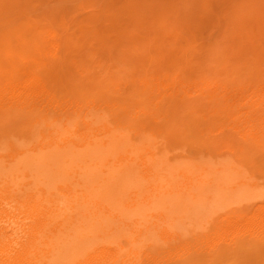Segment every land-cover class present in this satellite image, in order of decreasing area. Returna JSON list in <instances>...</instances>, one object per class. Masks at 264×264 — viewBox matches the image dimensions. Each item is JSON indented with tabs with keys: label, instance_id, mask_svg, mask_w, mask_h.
<instances>
[{
	"label": "bare ground",
	"instance_id": "bare-ground-1",
	"mask_svg": "<svg viewBox=\"0 0 264 264\" xmlns=\"http://www.w3.org/2000/svg\"><path fill=\"white\" fill-rule=\"evenodd\" d=\"M47 1L0 0V264H264V44L213 59L264 0L157 5L136 43L111 1Z\"/></svg>",
	"mask_w": 264,
	"mask_h": 264
},
{
	"label": "rangeland",
	"instance_id": "rangeland-1",
	"mask_svg": "<svg viewBox=\"0 0 264 264\" xmlns=\"http://www.w3.org/2000/svg\"><path fill=\"white\" fill-rule=\"evenodd\" d=\"M34 1H35V0H34ZM36 1H39V0H36ZM43 1H47V0H43ZM48 1H49V3H50V0H48ZM48 1H47V3H48ZM51 1H52V0H51ZM63 1H65V0H63ZM68 1H69V2H73L72 0H66V2H68ZM80 1H83V4H84V5H87V4L90 2V0H85V1H84V0H80ZM110 1H111V4H113V5L116 6V7H115V6H113V5L110 4L111 7H112V10L115 9L116 11H119V12H118V14H117L116 11L114 12V10H113L114 15L116 16V18H115V17L112 18L113 20L111 19V17L114 16V15H111V17L109 16V20H108V19H105V21L101 20L102 22H100V23L98 22L99 20L96 21L94 27H95V28H98V30H99V28L101 29V26L96 25L97 23H99V24L102 25V23L104 22L105 24L103 23L104 25H102V26L104 27L106 24L108 25V24H111V23H112V24L116 23L117 19H118V21H119V22L117 21V22H118L117 25H116V24H114L115 26L112 25V24H111V25L115 27V28L112 27L113 29H116V28L118 29V25H119L120 21L122 22V19H124L127 23H126L125 21H123V23H121V24L119 25V27H120L121 25L124 26V23H126L127 25H125V26H127V27H126L127 29H126V28H122V29H126V30L128 31L130 28L135 27V25L137 24L136 21H139V19H140V17H141L142 15H145V16L147 15L146 17L149 16V17H151V18L157 19V20H155L156 23H157V21L160 22V20H161V21H164L165 18H162V19H163V20H162V19H160V17H158V16L156 15L157 12L161 11L160 8H161V9H162V8L164 9V10H163L164 13H165V10H166V13H169V14L172 13V14H171L172 16H175V17L177 16L176 18H177L178 21H180V23H188V22H189V19H191L190 22H191V21H194L193 19H194L195 17H194V18H191V17H193L194 15H196V16H197V15H202V13H204V12H203V9H201V8H202V4L204 3V0H201V1L198 0V1H196V2H200V3L197 4L198 6L196 5V7H195V12H194V15H193V16L191 15V14H192V11H194V10H193V9H194L193 6H195V2H194V5L191 6L193 0H177V1H176V0L174 1V0H173V1L171 2L172 4L170 3L171 0H167V1H169V2H167L166 0H160V2H159V0H156V1L159 2L160 4H157V2L154 3L155 0H153V3H151V2H150L151 0H150L149 3H151V4L147 3L148 0H147V1H146V0H141V1H144V2H145V3H144V6L146 5L145 7H146L150 12L147 11V10L144 8L146 11H145L144 9H143V10L145 11L146 14L141 13V14L138 15V18H137L136 16H134L135 20L132 21L134 18H132V20H131L130 17H131L132 15H134V13H135V11H136V10H134V8H133V6H134L133 3H135V2L137 3V2L140 1V0H134V1H133V0H127V2L129 1L131 4H130L129 2L126 3V7L124 6V4H125L124 2H126V0H125L124 2H123V0H108V2H110ZM131 1H133V2H131ZM161 1H162V2H161ZM165 1H166V4L168 3V6L171 5V7H169V8H171L170 10L165 9V8L168 7L167 5L164 6ZM187 1H188V2L190 1L188 6H191L190 8H193V9H189L188 6H185L186 8H183V7H184V6H183L184 3H187ZM206 1H207V0H206ZM215 1H216V2H215L216 7L219 8V7L221 6L220 3H222L223 6H224V5H225V6H230V5L233 4L234 2H237L238 0H231V1H230V0H227L226 2L229 1L228 3H225V0H221V1H219V0H215ZM218 1H219V2H218ZM243 1H244V2H243ZM249 1H250V0H240V1L237 2V5H240L241 3H245V2L247 3V2H249ZM54 2H55V0H53V3L51 2L50 4L53 5ZM84 2H85V3H84ZM86 2H87V3H86ZM108 2L105 0V3H108ZM120 2H121L123 5L120 4ZM163 2H164V3H163ZM173 2H175L176 4H175V3L173 4ZM209 2L211 3V1H209ZM230 2H231V4H230ZM36 3L39 4L38 2H35V4H36ZM41 3H42V2H40L39 5H37V4L35 5V6H37V8L39 9V11H38V10L36 9L35 6L32 7V6L34 5V3H32V1H31V4H32V5L30 4V5H31V8H30V9H34V8H35V9H34V12H37V11L40 12L41 9H44V5H45V2H44V4L42 3V5H43V7H42ZM47 3H46V5L49 4V3H48V4H47ZM55 3H56V4H54V5L59 7V5H57V2H55ZM59 3H60V0H59ZM142 3H143V2H142ZM169 3H170V5H169ZM190 3H191V4H190ZM262 3H264V1H262ZM50 4H49V5H50ZM118 4L120 5V7H121V6H124V7H121V8H120V9L123 8L121 11H120L119 7H118V10H117V5H118ZM152 4H153V5H152ZM182 4H183V5H182ZM226 4H227V5H226ZM234 4H236V3H234ZM54 5H53V6H54ZM119 5H118V6H119ZM150 5H151V7L148 8ZM154 5H156V7H155L156 9H154ZM157 5H158V7H160V8H158L159 11H158V9H157ZM159 5H160V6H159ZM162 5H163V6H162ZM131 6H132V7H131ZM161 6H162V7H161ZM174 6H177V9H176V7L174 8ZM223 6H221L220 8L222 9ZM29 7H30V6H29ZM29 7H28V9H29ZM45 7H46V6H45ZM79 7H80V6H79ZM127 7H131V9H129V11H128V8H127ZM164 7H165V8H164ZM40 8H41V9H40ZM132 8H133V9H132ZM151 8L153 9L154 12L157 10V11L155 12V15H154L153 11L151 10ZM187 8H188V11L191 12V14L189 13L191 17L188 16L186 13H184L186 16H185V15L182 16L184 9H187ZM30 9H29V10H30ZM78 9H79V8H76V10L74 11V14H76L77 16H81L80 14L85 13V12H83V11H85V9H83V10H81V9L78 10ZM174 9H175L176 11H175ZM199 9H200V11H201L202 13L199 11ZM86 10H88V9H86ZM124 10H125V11H124ZM126 10H127L128 12H127ZM130 10H131V12L133 11L132 14H131ZM172 10L174 11V13H176V14L180 13V14L175 15V14L173 13ZM191 10H192V11H191ZM222 10H223V9H222ZM72 11H73V10H72ZM109 11H110V10H109ZM123 11H124V12H123ZM151 11H152V12H151ZM168 11H170V12H168ZM171 11H172V12H171ZM185 11H186V10H185ZM188 11H187V12H188ZM198 11H199L200 13H197ZM29 12H32V11H29ZM122 12H123V13H122ZM181 12H182V14H181ZM223 12L227 13L226 11H222V12H220V13H223ZM115 13H116V14H115ZM126 13H127V14H126ZM195 13H196V14H195ZM220 13H219V14H220ZM129 14H131V16H130ZM150 14H151V15H150ZM152 14H153L155 17H156V16H157V17H156V18L153 17ZM117 15H118V16H117ZM121 15H122V16L124 15V17L122 18ZM180 15H181V16H180ZM209 15H210V13H209L208 15H207L206 13H204L200 18L203 17V20H205L206 23H207ZM221 15H222V14H221ZM240 15H241V13H240ZM179 16H180V17H179ZM184 16L186 17L185 20H184V18H183ZM222 16H223V15H222ZM262 16H263V17H262ZM119 17L122 18V19H119ZM143 17H144V16H142V18H143ZM189 17H190V18H189ZM198 17H199V16H197V18H198ZM251 17H252V19H250ZM114 18L116 19V21L114 20ZM126 18H127V20H129V22L126 20ZM136 18H137L138 20H137ZM142 18H141V19H142ZM197 18H195V20H197ZM200 18H199V22L201 23V21H203V20L200 19ZM242 18H246V19H242ZM110 19H111V20H110ZM158 19H159V20H158ZM238 19H239V18H238ZM238 19H237V20H238ZM257 19H258V20H257ZM263 19H264V13H263V12H259V11L256 10V11L254 12V14H252V15H247V16H245V15L242 14V16H240V19H239L240 22H239V20H238L237 22H235V23L233 24L232 28L226 33V34H228V35H227L224 39L220 37V33H219L218 31H215L216 34L214 33V34H215L214 36L216 37V38H215V39H216V43L220 44V47H218L217 52H215V55H214L213 59L215 58L214 60L219 61V62H223V63H232V62L236 63V62L241 61L243 58L247 59L248 61L256 60L257 57L260 58V56H259L260 53H259V55H258V54H257L256 52H254L253 50H255V48H256V49H257V48H260V47H261V44H264V42L261 43V42H262V39L264 38V37H263V36H264V32L262 33L263 30H262V31H259V30H261V29H260V26H262L261 28L264 27V25L261 24V23L264 22ZM107 20H108L109 22H108ZM130 20H131V21H130ZM152 20H153V19H152ZM200 20H201V21H200ZM249 20H250V21H249ZM261 20H263V21L261 22ZM110 21H114V22H111V23H110ZM187 21H188V22H187ZM197 21H198V20H197ZM205 21H204V22H205ZM246 21L248 22V24H245V23H247ZM259 21H260V22H259ZM107 22H108V23H107ZM130 22H131V23L136 22V23H135L134 26H131ZM204 22H203V23H204ZM238 22H239L240 25H241V23H242L243 25L245 24L246 26L244 25L243 27H244V28H247V29H244V28H242V26H240V29H244L242 32H240V31H239L240 29H238V28H239V27H238V26H239V25H238ZM154 23H155V22L153 21L152 26H149V27L152 28V29H154V28L156 27L155 25H157L156 23H155V24H154ZM255 23L257 24L258 28H256L257 26H255V25H256ZM258 23H259V25H260V24H261V25L259 26ZM128 24H129V25H128ZM153 24H154L155 27L153 26ZM158 24H159V23H158ZM160 24H161V23H160ZM164 24H167V22L165 21ZM236 24H237L238 26H236ZM250 24H251V25H250ZM107 25H106L105 27H106V28H110V27L107 26ZM111 25H110V26H111ZM167 25H168V24H167ZM167 25H166V27H167ZM247 25H248V26H247ZM96 26H98V27H96ZM116 26H117V27H116ZM125 26H124V27H125ZM103 27H102V30L106 29L105 27H104V28H103ZM121 27H122V26H121ZM121 27H120V28H121ZM129 27H130V28H129ZM138 27H141V28H142V26H138V25H136V28H138ZM153 27H154V28H153ZM157 27H158V26H157ZM159 27H160V25H159ZM159 27H158V30H159ZM161 27H162V29H161ZM161 27H160V30L163 31V29L165 28L164 25H161ZM236 27H237V29H236L237 31L235 30ZM248 27H249L251 30H254V31L252 32L251 30H249ZM253 27H254V28H253ZM128 28H129V29H128ZM117 29H116V30H117ZM122 29H120L121 32H122ZM152 29H150V30H152ZM156 29H157V28H156ZM258 29H259V30H258ZM120 30H118V31H120ZM136 30H137V29H135V30H134V29H133V30L131 29V31L129 30V31L131 32V34H133V36H131V37L129 36V38L126 37V36L131 35V34H130V33H129V34H126V31H125V32L123 31V33L126 34L125 37H124L125 34H124L123 37H122V38H124L123 41H125V42L128 41V42H129V40H131V39H132V40H131L132 42L130 41L129 43H133V42L136 43V41H139L140 35H141L143 32H141V30H139V28H138V31L141 32L140 35H139V33H137L138 31L136 32ZM154 30H155V29H154ZM154 30H153V31H154ZM165 30H167V29H165ZM165 30H164V31H165ZM246 30H247V31H246ZM256 30H257L258 32L261 33V34H259L258 38H256V37H257L256 35H258L257 32H256ZM129 31H128V32H129ZM142 31H144L143 28H142ZM249 31H251V32H249ZM132 32H133V33H132ZM207 32H208V31H206V33H207ZM217 32H218V33H217ZM246 32H249V34L247 35ZM255 32H256V33H255ZM117 33H119V32H117ZM235 33H237V34L234 35V37H233V34H235ZM239 33L242 34L244 37L239 36V35H240ZM251 33L254 34V35H251ZM135 34H138V35H137V36H134ZM255 34H256V35H255ZM118 35H119V34H118ZM230 35H231V36H230ZM237 35H238L239 37H238ZM235 36H236V37H235ZM251 36H252V37H251ZM260 36H261V37H260ZM126 38H127V40H126ZM259 38H261V39H259ZM242 39H243V40H242ZM263 41H264V39H263ZM223 46H224V47H223ZM253 47H255V48L253 49ZM250 49H252V50L250 51ZM230 51H232V53H231ZM247 51H248V52H247ZM217 57H218V58H217ZM221 58H222V59H221ZM226 58H227V60H226ZM229 58H230V59H229ZM251 59H253V60H251ZM224 65H225V64H224Z\"/></svg>",
	"mask_w": 264,
	"mask_h": 264
}]
</instances>
